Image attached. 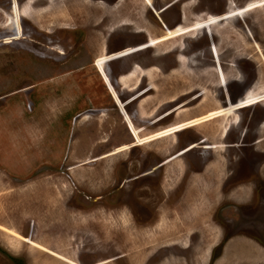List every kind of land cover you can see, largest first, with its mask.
<instances>
[{
  "label": "rangeland",
  "instance_id": "1",
  "mask_svg": "<svg viewBox=\"0 0 264 264\" xmlns=\"http://www.w3.org/2000/svg\"><path fill=\"white\" fill-rule=\"evenodd\" d=\"M36 1L33 10L47 6L52 14L78 6L83 13L78 21L53 26L50 31L23 19V37L14 42H3L1 34L6 29L0 27V264H145L144 254L154 251L155 256L163 257L161 264H208L212 248L226 237L222 227L236 231L235 237H230L221 254L209 260L210 264L214 258L213 264L218 260L221 264H263L264 88L255 95L247 94L252 103L258 96V104L235 111L240 120L238 126L225 130L223 125L230 118L236 119L233 111H228L234 106L224 105L242 98L257 75L254 86L258 85L260 74L264 75V0H148L154 11L141 0H135L133 5L132 0H119L116 6H111L109 0H102L103 4H98V0ZM170 2L174 3L163 10ZM229 2L239 7L249 2L245 8L249 12L229 23H219L213 34L208 28L196 32L197 23L204 20L201 18L223 13ZM7 5L8 0H0L4 12ZM179 14L181 22L177 21ZM2 20L0 13V24ZM178 25L189 27L164 34L165 29ZM110 26H114L112 32L108 30ZM141 28L148 29L151 36ZM145 39H149L152 48L136 50L142 48L138 45ZM93 42L96 45L92 46ZM213 42L224 71L219 76L208 52ZM181 44V49L176 47ZM125 48L128 49L120 51ZM128 50L133 52L124 55ZM102 53L119 57L105 63L106 73L135 129H143L142 135L216 108L219 112L220 108L224 110L222 118L227 120L211 119L158 142L85 162L109 152L117 142L111 135L125 126L119 106L116 104L117 111L112 105L111 94L94 66L95 58ZM179 53L189 61L172 73L178 66L174 58ZM132 64L140 71L153 68L151 76H136L126 86H118L115 78L125 74ZM229 72L227 86L220 88L217 78ZM242 77L245 83L239 87L236 81ZM261 80L264 82V77ZM135 84L139 87L135 88ZM201 89L205 90L204 97ZM141 94L145 99L140 104ZM178 105V110L184 112L176 115V110L156 121L157 116ZM103 111L107 114L103 131L112 134L101 147L93 144V137L92 144L86 143L83 136L98 127V115ZM115 119L111 125L110 120ZM71 131L74 135L69 138ZM202 138L207 139L202 142ZM258 139L261 140L256 142ZM79 140L80 146L74 144ZM132 140L130 134L122 142L130 144ZM192 144L196 146L159 167L178 156L175 152ZM210 144L214 148H202ZM39 190L48 191L47 201L30 200V194ZM28 207L41 210L42 216H26L23 212ZM48 215H55V223ZM102 217L108 223L104 227ZM121 217H128L125 225L129 226L122 228ZM239 226L242 229L236 228ZM140 231L152 237H144ZM239 233L247 238L235 239ZM39 236L54 242L42 241ZM250 238L260 243L249 242ZM148 246L150 250L144 253ZM55 250L72 254L64 257ZM126 250L130 252L129 262L124 257L118 261L111 258Z\"/></svg>",
  "mask_w": 264,
  "mask_h": 264
},
{
  "label": "bare ground",
  "instance_id": "2",
  "mask_svg": "<svg viewBox=\"0 0 264 264\" xmlns=\"http://www.w3.org/2000/svg\"><path fill=\"white\" fill-rule=\"evenodd\" d=\"M49 2H50V0H48ZM68 1V0H67ZM81 1V0H80ZM86 1V0H85ZM89 1V0H88ZM139 1V0H138ZM36 2H39V3H41V1H36ZM47 2V1H46ZM105 2V1H104ZM135 2V0H132V5H133V3ZM141 2H143V4L144 5H147L148 4V0H141ZM35 3V0H23L22 1V3L20 4L19 3V0H8V5H7V12H4L1 8H0V13H1V15H2V18H4V20H2V22H1V24H0V27L2 26V28L3 29H6V33H3V34H1L3 37V42H5V43H8V42H11V41H13V40H16V39H18V38H22L23 36V25H22V23H23V19L24 20H31L32 22H35V23H37V25L40 27V28H43V29H47V30H52V27L53 26H56V25H64V24H68V23H72V22H76V21H78L77 19L78 18H80V14L81 13H83L82 12V10H81V7H78V6H73V7H70L68 10H67V12H61V11H55V12H53L52 14H49L48 13V10L46 9V7L47 6H44V7H39V8H37V10H33V5H35L34 4ZM38 3V4H39ZM44 3V2H43ZM71 3V2H70ZM96 3V2H95ZM249 3V2H248ZM7 4V3H6ZM56 4H57V2H56ZM56 4H55V6H56ZM86 4V3H85ZM98 4H101V2L99 3L98 2ZM102 4H103V2H102ZM5 5V4H4ZM41 5V4H40ZM35 6H37V5H35ZM69 6V5H68ZM109 7H111V6H107V9L109 8ZM141 7V6H140ZM140 7H139V9H140ZM247 7V6H246ZM57 8V7H56ZM99 8V7H98ZM91 9V8H90ZM110 9V8H109ZM139 9H138V11H139ZM87 10H89V9H87ZM92 10V9H91ZM100 10H101V8H100ZM103 10V9H102ZM97 11V10H96ZM87 12V11H86ZM99 12V11H98ZM109 12V11H108ZM107 12V13H108ZM93 13V12H92ZM94 13H95V11H94ZM101 13V12H100ZM110 13V12H109ZM88 14V13H87ZM96 14V13H95ZM94 15V14H93ZM99 15V14H98ZM105 17H107V15L105 16ZM90 18V17H89ZM26 22V21H25ZM140 23V22H139ZM203 24H209V23H207L206 21H205V19L204 20H201L200 22H198L197 23V26H196V28L195 29H197L196 30V32L201 28V26L203 25ZM141 25V24H140ZM87 26H89V25H87ZM86 26V27H87ZM85 27V26H84ZM84 27H82V28H84ZM93 27H95V26H93ZM187 27H189V26H187ZM186 26H179V27H177V28H175V29H173V30H167V32H173V34H175V30L176 29H182V28H184L183 30H186V28H187ZM215 27H217V26H215ZM30 28V27H29ZM80 28V27H79ZM89 28V27H88ZM87 28V29H88ZM90 28H92V27H90ZM212 28V27H211ZM58 29V28H57ZM74 29V28H73ZM96 29V28H95ZM98 29V28H97ZM36 30V29H35ZM34 30V31H35ZM64 30V29H63ZM69 30V29H68ZM72 30V29H71ZM99 30V29H98ZM141 30H143V32L145 31L148 35H150L151 36V33L149 32L148 33V29H146L145 30V28L143 29V28H141ZM84 31H86L87 32V30H85L84 29ZM88 31H89V29H88ZM36 32V31H35ZM40 32H42V31H40ZM85 32V33H86ZM102 32V31H101ZM211 32V31H210ZM37 33V32H36ZM54 33H55V31H54ZM30 34V33H29ZM59 34H61V33H59ZM31 35V34H30ZM88 35H89V33H88ZM103 35V34H102ZM41 36V35H40ZM57 36V35H56ZM104 36H105V34H104ZM168 36H170V34H168L167 35V37ZM36 37H37V35H36ZM39 37V36H38ZM48 37V36H47ZM51 37V36H50ZM58 37H59V35H58ZM93 38V37H92ZM96 38V37H95ZM166 37H163V39H165ZM50 39V38H49ZM98 39V38H97ZM19 41V40H18ZM18 41H16V42H18ZM44 41V40H43ZM14 42V41H13ZM19 42H21V41H19ZM37 42V41H36ZM52 42V41H51ZM65 42V41H64ZM103 42V41H102ZM101 42V43H102ZM23 43V42H22ZM91 43V42H90ZM95 42H93V45L92 46H94V45H96V44H94ZM34 44V43H33ZM37 44V43H36ZM40 44V43H39ZM43 44H45V42L43 43ZM172 44V43H171ZM3 45V44H2ZM27 45V44H26ZM48 46V45H47ZM56 46V45H55ZM177 46V45H176ZM178 46H180V45H178ZM255 46V45H254ZM11 47V46H10ZM45 47V46H44ZM51 47V46H50ZM86 47V46H85ZM88 47V46H87ZM90 47V46H89ZM94 47H92V49H93ZM257 48V47H256ZM55 49H56V47H55ZM97 49V48H96ZM219 49V48H218ZM41 50V49H40ZM89 50H90V48H89ZM44 51V50H43ZM42 51V52H43ZM47 51V50H46ZM45 51V52H46ZM57 51V50H56ZM63 51V50H62ZM92 51V50H91ZM90 51V52H91ZM94 51V50H93ZM103 51V50H102ZM133 52L132 50H128V51H126V52H124V54L125 53H128V52ZM258 51V50H257ZM18 52V51H17ZM52 52V51H51ZM2 53V52H1ZM48 53H49V51H48ZM56 53V52H55ZM92 53V52H91ZM98 53V52H97ZM96 53V54H97ZM93 54V53H92ZM96 54H95V56H96ZM61 55V54H60ZM63 55V54H62ZM52 56V55H51ZM59 56V55H58ZM49 57V56H48ZM53 57H55V55H53ZM116 57V56H115ZM44 58V57H43ZM94 58V57H93ZM111 58H114L113 56H109V55H104L103 53L102 54H100L99 56H97L96 58H95V60H94V66H95V68H96V70L98 71V73L100 74V76L102 77V79L104 80V83H105V86H106V88H107V92L109 93V94H111L110 96L113 98V100L115 101V103L119 106V108H120V110H121V113H122V117H123V122L125 123V126H126V128L128 129V131L130 132V134H131V136L133 137V140H132V142L130 143V144H119V146L118 147H115L113 150H111V151H109V152H107V153H105V154H102V155H100L99 157H95V158H91V159H86V161L85 162H91V161H94V160H97V159H101V158H104V157H107V156H109V155H111V154H115V153H120V152H122V151H126L127 149H129L130 147H132V146H142V145H146V144H149L150 142H153V141H155V140H157V142H158V140H160V139H163V138H166V137H169V136H172L173 134H174V132H176V131H178V130H181L182 128H190V127H200L201 125H203L205 122H207L208 120L210 121L211 119H215V118H220V119H222L221 121H225V120H227L225 117L224 118H222V116H223V114H225L224 113V110L223 109H221L220 108V112H219V110H218V108H216L214 111H211V112H209V110L208 111H206L204 114L205 115H201V116H196V117H194V118H190V119H185V120H181V121H176V122H174V123H172L171 125H169V126H167V127H165V128H163V129H160V130H157L156 132H154V133H149V134H146V135H142L141 134V131H142V128L140 129V130H136L135 129V126H134V124H133V122H132V120H131V118H130V116L124 111V109H123V106H122V104L120 103V100H119V98H118V94H117V92L115 91V88L112 86V83H111V79H109L108 78V75H107V73H106V70H105V63L109 60V59H111ZM45 59V58H44ZM115 59V58H114ZM41 60H43V59H41ZM48 60V59H47ZM52 61V60H51ZM60 62V61H59ZM49 63V62H48ZM58 63V62H57ZM47 64V63H46ZM62 65V64H61ZM184 65H186V62H185V58L183 57V56H181V55H179V59H178V66L174 69V70H172V73H174V72H176V71H180L181 70V67H183ZM187 69V68H186ZM207 70V69H206ZM209 70V69H208ZM152 71H153V68H149L148 70H146V71H140L136 66H133V69L130 71V72H127V74H121V76H119V83H120V85H122V86H126L127 84H128V82L130 81V79L131 78H133V77H136L137 76V78H139V76H140V74H145V76H151V73H152ZM155 73H156V71H155ZM192 73V72H191ZM196 73V72H195ZM194 73V74H195ZM63 74V73H62ZM157 74H158V72H157ZM197 74V73H196ZM220 74L219 73H216V76H219ZM60 76V75H59ZM208 76V75H207ZM231 76V74H230V72L227 74V73H224V75H222L220 78H217V80H218V86L219 87H222V86H224V84L222 85V83H224L226 80H228V78ZM232 76H233V74H232ZM57 77V76H56ZM141 78H142V76H140ZM213 77V76H212ZM264 77V75L263 74H260V80H258V85H256V86H254V88L251 90V92H250V94L251 93H253V95H255L259 90H262L263 88H264V82H263V80H261L262 78ZM146 78V77H145ZM49 79V78H48ZM62 80V79H61ZM215 80V79H214ZM70 81H72V80H70ZM50 82V81H49ZM55 82V81H54ZM146 82V81H145ZM52 83V82H51ZM50 83V84H51ZM71 83V82H70ZM45 84V83H44ZM61 84H63V83H61ZM72 84V83H71ZM148 84V83H147ZM227 84V83H226ZM52 85V84H51ZM54 85V84H53ZM137 85L138 84H135V85H133V86H135V88L137 87ZM153 85V84H152ZM138 87H139V85H138ZM200 87H202V86H200ZM208 87V86H207ZM49 88V87H48ZM75 88V87H74ZM182 88V87H181ZM194 88V87H193ZM68 89V88H67ZM183 89V88H182ZM199 89V88H198ZM66 90V89H65ZM186 90H188V89H186ZM75 91V90H74ZM77 91H78V89H77ZM201 91H202V93H201V95H203L202 97H204L205 96V90L204 89H201ZM262 92H264V90H262ZM262 92H260V93H262ZM16 93H18V92H16ZM67 93V92H66ZM57 95V94H56ZM180 96V95H179ZM200 96V95H199ZM198 96V97H199ZM58 97V96H57ZM201 97V98H202ZM174 98V97H173ZM16 99V98H15ZM47 99V98H46ZM73 99V98H72ZM199 99H200V97H199ZM258 96H257V98H256V100H254V104L255 103H259L258 102ZM20 100V99H19ZM201 100V99H200ZM42 101V100H41ZM55 101H57V100H55ZM60 101V100H59ZM142 101V100H141ZM49 102V101H48ZM72 102V101H71ZM70 102V104H72ZM213 102V101H212ZM260 102H262V100L260 101ZM3 104V103H2ZM20 104V103H19ZM58 104V103H57ZM41 106V105H40ZM66 107V106H65ZM136 107V106H135ZM101 108V107H100ZM41 109V108H40ZM39 109V110H40ZM44 109V108H43ZM42 109V110H43ZM66 109V108H65ZM64 109V110H65ZM87 109V108H86ZM141 109V108H140ZM230 109H232V108H230ZM69 110V109H68ZM158 110V109H157ZM45 111V110H44ZM176 111V110H175ZM140 112H142V109L140 110ZM182 112H184L183 110H178V112H177V115H179V113H182ZM234 112V111H233ZM33 113H34V111H33ZM146 113V112H145ZM37 114V113H36ZM41 114V113H40ZM140 115V114H139ZM25 116V115H24ZM23 115H22V117H24ZM93 116V115H92ZM19 117V116H18ZM21 117V116H20ZM21 117V118H22ZM29 117V116H28ZM28 117H26V119L28 118ZM67 117V116H66ZM121 117V118H122ZM132 117V116H131ZM149 117V116H148ZM20 119V118H19ZM29 119V118H28ZM39 119V118H38ZM57 119V118H56ZM15 120H17V119H15ZM103 120H105L104 118H103ZM180 120V119H179ZM230 120H234V118H230ZM32 121H34V120H32ZM106 121V120H105ZM91 122V121H90ZM102 122V121H101ZM104 122V121H103ZM149 122V121H148ZM238 123V122H237ZM27 124V123H26ZM35 125V124H34ZM83 125V124H82ZM82 125H80L81 127H82ZM91 125V124H90ZM93 126V125H92ZM50 127V126H49ZM48 127V128H49ZM91 127V126H90ZM30 127H28V129H29ZM101 128V127H100ZM223 128H225L224 127V125H223ZM38 129V128H37ZM79 129V128H78ZM77 129V130H78ZM95 129V128H94ZM261 129V128H260ZM260 129H259V131H260ZM32 130V129H31ZM48 130V129H47ZM28 131V130H27ZM38 131V130H37ZM102 131V130H101ZM98 133H100V132H98ZM97 133V134H98ZM107 133V132H106ZM212 133L213 134H215V130H212ZM102 136V135H101ZM264 140V139H263ZM156 142V141H155ZM166 142V141H165ZM92 144V143H91ZM221 144V143H220ZM218 146V144L215 146V148ZM222 146V145H221ZM74 149V148H73ZM219 149V148H218ZM89 151V150H88ZM75 154V153H74ZM87 154V153H86ZM75 156V155H74ZM78 156V155H77ZM89 156V155H88ZM79 157V156H78ZM82 158V157H81ZM110 158V157H109ZM72 159H74V158H72ZM112 159V158H111ZM169 159V158H168ZM167 159V160H168ZM170 161V160H169ZM169 161H167L166 163H168ZM74 163V162H73ZM84 163V162H83ZM174 163V162H173ZM72 168V167H71ZM104 171V170H103ZM102 171V172H103ZM217 171V170H216ZM214 172V171H213ZM48 177V176H47ZM65 180V179H64ZM67 180H69V179H67ZM65 183V182H64ZM70 184V183H69ZM68 185V184H67ZM71 186V185H70ZM38 187H39V185H38ZM43 189H44V187H42ZM108 189V188H107ZM40 192L39 193H37V192H33L32 194H30L31 196L33 195L34 196V199H35V197L37 198V199H39V198H44L45 200H46V197H49V195H47V192L48 191H46V190H39ZM66 192H67V190H66ZM65 192V193H66ZM190 192V191H189ZM24 193V192H23ZM26 193V192H25ZM29 193V192H28ZM26 195V194H25ZM28 195V194H27ZM47 195V196H46ZM26 198H27V196H26ZM25 198V199H26ZM30 199H31V197H30ZM36 199V200H37ZM43 200V199H42ZM38 201V200H37ZM40 201V200H39ZM54 201H56L55 199H54ZM39 203V202H38ZM8 204V203H7ZM55 206V205H54ZM54 206L52 207V208H54ZM50 207V206H49ZM122 210V209H121ZM35 211H37V210H35ZM35 211H34V214H35ZM59 211V210H58ZM104 211V210H103ZM2 212V211H1ZM38 212V211H37ZM40 212V211H39ZM57 212V211H56ZM55 212V213H56ZM100 212V211H99ZM120 212V211H119ZM59 213V212H58ZM58 213H57V215H58ZM101 213V212H100ZM105 213V212H104ZM118 213V212H117ZM125 213V212H124ZM30 214V213H29ZM40 214V213H39ZM39 214H38V216H39ZM49 214H51V213H49ZM103 214V213H102ZM101 214V215H102ZM116 214V213H115ZM41 216H42V213L40 214ZM44 215V214H43ZM73 216H74V214H72ZM83 215H85V214H83ZM83 215H81V216H83ZM127 215V214H126ZM36 216V215H35ZM49 216V215H48ZM54 216L55 215H50L49 217H51L52 219L54 218ZM78 216V215H77ZM111 216V215H110ZM113 216H115V215H113ZM124 216V215H123ZM48 217V218H49ZM57 217V216H56ZM75 217V216H74ZM86 217H88L87 215H86ZM164 217V216H163ZM46 218V217H45ZM81 218V217H80ZM79 218V219H80ZM112 218V217H111ZM124 218V219H123ZM128 218V217H127ZM126 217H121V222L122 223H124L123 225H122V228H124L125 226H129L128 224L127 225H125L126 223V219H127ZM50 219V218H49ZM51 219V220H52ZM55 219V218H54ZM53 219V221H54V223H55V220ZM57 219V218H56ZM59 219V218H58ZM67 219V218H66ZM46 220H48L47 218H46ZM48 221V223L49 222H52V221ZM85 220V219H84ZM103 220V223H104V225H102L103 227L105 226V224L106 225H108V223L105 221V219H104V217H102V219H101V221ZM117 220H119V219H117ZM41 221V220H40ZM39 221V223H44V222H40ZM86 221V220H85ZM128 221H130V220H128ZM68 223H70L69 221H67ZM119 222V221H118ZM46 224V223H45ZM85 224V223H84ZM88 224H89V222H88ZM140 224V223H139ZM40 225V224H39ZM38 225V226H39ZM72 225V224H71ZM93 225V224H92ZM83 226V225H82ZM101 226V225H100ZM99 226V227H100ZM159 227H161V224L159 223V225H158ZM4 227V226H3ZM40 227V226H39ZM102 227V228H103ZM101 228V229H102ZM96 229V228H95ZM106 229V228H105ZM9 231H10V233L11 232H13L14 233V231L13 230H11V229H8ZM124 230V229H123ZM149 230V229H148ZM176 231V230H175ZM112 232V231H111ZM129 232V231H128ZM104 233H105V231H104ZM149 233V232H148ZM130 234V233H129ZM128 234V235H129ZM107 235V234H106ZM127 235V236H128ZM141 235H147L149 238L150 237H152L150 234H147L146 232H144V233H141ZM110 237L111 235L109 234V235H107L106 237ZM119 236V235H118ZM123 236H125V235H123ZM146 236V237H147ZM105 236H104V238H106ZM108 237V238H109ZM113 237H114V235H113ZM126 237V236H125ZM181 237V236H180ZM55 238V237H54ZM103 238V239H104ZM118 238V237H117ZM120 238H121V236H120ZM119 238V239H120ZM126 238H128V237H126ZM126 238H125V240H126ZM129 238H130V236H129ZM128 238V239H129ZM165 239H166V237H164ZM102 239V240H103ZM107 239V238H106ZM130 239H132V238H130ZM129 239V240H130ZM165 239H164V241H165ZM43 240V239H42ZM56 240V239H55ZM58 240V239H57ZM50 241V238L49 239H47V242H49ZM120 241V240H119ZM54 241L52 240L50 243H53ZM121 242V241H120ZM123 242V241H122ZM49 243V244H50ZM125 244H127L126 243V241L124 242ZM130 242L128 241V244H129ZM121 244H123V243H121ZM45 245V244H44ZM63 245V244H62ZM129 245H131V244H129ZM128 245V246H129ZM145 246V245H144ZM42 247L44 248V246L42 245ZM62 247V246H61ZM45 248H48V247H45ZM52 249V248H51ZM55 251H57V250H55ZM59 251H61V250H59ZM59 251H57L60 255H63L64 257H71L70 255L72 254V253H69L70 255H67L68 254V252L69 251H67V253H65V252H63V251H61V252H59ZM53 252V251H52ZM57 254V253H56ZM59 255V256H60ZM62 257V256H61ZM63 257V258H64ZM131 258V257H130ZM68 259H70V258H68ZM71 259H73V258H71ZM73 261V260H72ZM131 262H132V260H130ZM76 262V261H75Z\"/></svg>",
  "mask_w": 264,
  "mask_h": 264
},
{
  "label": "flooded vegetation",
  "instance_id": "3",
  "mask_svg": "<svg viewBox=\"0 0 264 264\" xmlns=\"http://www.w3.org/2000/svg\"><path fill=\"white\" fill-rule=\"evenodd\" d=\"M110 1V3L112 4L111 6H116L117 5V3L119 2V0H109ZM97 2H103L102 0H98ZM174 2H170L169 3V5L168 6H165L164 8H163V10L164 9H166V8H168L169 6H171L172 4H173ZM247 4H248V2L244 5V6H242V7H239V6H236V5H234V4H232V3H228V6H227V9H225V11L223 12V13H220V14H209V15H205V17L204 18H201V17H197V18H201V19H209L210 20V22H209V24H203L202 25V27L199 29V30H205V28H208V31H209V33H211V34H213V32H215V29H216V27L215 26H217L219 23H222V22H225V24L226 23H229V21L232 19V18H240L241 16H244L245 14H247L249 11H246L245 10V8H246V6H247ZM131 7V6H130ZM146 7L147 8H149V9H151V10H153L154 11V9H153V5H152V1H150L147 5H146ZM178 11H180L179 9H178ZM197 20V19H196ZM177 21L178 22H181L182 21V16L179 14L178 15V19H177ZM208 23V22H207ZM179 26H181V25H178L177 27H179ZM204 26V27H203ZM112 27H114V26H110L109 27V31L110 32H112L113 31V28ZM116 27H118V26H116ZM177 27H175V28H177ZM212 27V28H211ZM218 27V26H217ZM175 28H173V29H175ZM173 29H167V30H173ZM167 30L165 29V32H164V34L167 32ZM213 30V31H212ZM131 31V30H130ZM211 31V32H210ZM133 32V31H132ZM140 32V31H139ZM144 34H146L148 37H149V35L146 33V32H143ZM248 34V33H247ZM250 37V36H249ZM147 39H145L144 41H146ZM148 41H149V39L146 41V42H144V43H142V44H139L138 46H141V45H143L142 46V48H139V47H137L136 48V50H143L144 48H152L151 46H149L148 45ZM147 43V44H146ZM253 44L254 45H256L254 42H253ZM211 45V47L209 48V46H208V52H210V55H211V60H213V69L215 70V72L216 73H219V72H222L223 71V69L221 68V64H220V54H219V52L217 51V44L216 43H211L210 44ZM182 46V44L180 45V46H176V47H181ZM128 48H131V47H128ZM128 48H125V49H122V50H120V51H123V50H126V49H128ZM181 49V48H180ZM136 50H134V52L136 51ZM120 51H118V52H120ZM169 51H171V50H169ZM178 52V51H177ZM114 53H116V52H114ZM114 53H112V54H110L109 56H112ZM129 54L131 53V52H128ZM125 54H127V53H125ZM179 55H181V56H183L184 58H185V62H186V64L188 63V61H189V58H187L186 56H184V55H182L181 53H179L178 54V58L176 57L177 55H175V58H174V61H175V63L177 64V61H178V59H179ZM115 59H117V58H119V57H114ZM112 60H113V58H111ZM110 60V59H109ZM218 62V63H217ZM230 64V63H229ZM231 66H234V64L233 63H231L230 64ZM96 69V68H95ZM97 71V70H96ZM98 72V71H97ZM224 72V71H223ZM100 75V74H99ZM259 75V74H258ZM258 75H257V77L255 78V80L252 82L253 84H252V86H250L249 88H248V90H246L243 94H242V98H240L239 100H237L236 102H229L228 104H225L224 106H229V105H232V106H234V108H232V109H229L228 111H234L233 112V114H234V117H236V119H234V120H230V119H228V121L226 122V126H225V130H229V129H227V127L229 128V126H231V125H236V126H238L239 125V116H236L237 114H236V110L237 109H241V108H245V107H250V106H253V105H256V104H258V103H252L253 101H249L248 100V98H249V95H247L248 93H250L251 92V90L253 89V87H254V85L256 84V80H257V78H258ZM101 77V76H100ZM101 79H102V77H101ZM230 79V77L228 78V80ZM228 80H226L223 84H224V86H222V87H220V88H223V87H226L227 86V82H228ZM102 81H103V83H104V80L102 79ZM236 83H237V86H239V85H242L243 83H245V81H244V79H243V77H242V79L241 80H237L236 81ZM105 84V83H104ZM218 85V84H217ZM240 87V86H239ZM131 100V99H130ZM115 102V101H114ZM122 103V102H121ZM123 104V103H122ZM178 109H180V105H178L177 107H175V108H173L172 110H170V111H167L166 113H163V114H161V115H159V116H157V119H156V121H159V120H161V119H163V118H165L169 113H171V112H174L175 110H178ZM176 115H177V112H176ZM175 118H177V117H175ZM190 118H192V117H190ZM190 118H188V119H190ZM176 121H178V120H176ZM176 121H174V122H176ZM209 121V120H208ZM173 122V123H174ZM238 122V123H237ZM172 123H170V124H168V125H165L164 127H167V126H169V125H171ZM261 125H262V122L260 123V125H258V128H257V131H259V129L261 128ZM186 129H189V128H182L181 130H178V131H176L175 133H177V132H181V131H183V130H186ZM225 132V131H224ZM224 136L226 137L227 136V133H224ZM223 137V136H222ZM224 138V137H223ZM206 139L207 138H202V142H205L206 141ZM261 139H258L256 142H259ZM230 145H233V144H230ZM196 145L195 144H192V145H190L189 147H187L186 149H184V150H182V149H180L179 151H177V152H175V154H178V156L179 155H182L183 153H185V152H187V151H189L190 149H192L193 147H195ZM222 146H227V145H223L222 144ZM202 148H209V149H212V148H214V145L213 144H210V145H204V146H202ZM174 157H172L171 159H173ZM162 164H166V162L164 161V162H162ZM252 196H253V193H252ZM259 202V201H258ZM163 211V210H162ZM241 214V213H240ZM249 214H250V212H249ZM32 224H34V223H32ZM189 227V226H188ZM188 227L186 226V229H188ZM237 229L238 228H241L240 226L239 227H236ZM133 230H132V232H135V230H134V228H132ZM222 229H223V234H225V236L226 237H223V239L218 243V244H216L213 248H212V250H211V252H210V256H209V260L210 259H212V257L213 256H219L218 254H221V252L223 251V248L225 247V246H223L226 242H228L231 238L230 237H235L234 236V234L233 233H235L236 231H234L233 233L231 232V231H229V228H223L222 227ZM242 229V228H241ZM224 230H225V233H224ZM243 231H245L244 229H243ZM139 232V231H138ZM140 233H144V231H140ZM147 235H144V237H146ZM237 237L235 238V239H237V238H247V237H245V235H242V233L240 234H238V235H236ZM242 236V237H241ZM148 237V236H147ZM234 239V238H233ZM248 240H250L249 242H257V243H260L259 242V240L258 239H248ZM114 245H115V243H113ZM121 245V244H120ZM174 245H176V244H174ZM138 246V245H137ZM149 247V246H148ZM188 247V246H187ZM127 249V248H126ZM261 249H263V248H261ZM150 250V247L149 248H147L146 250H145V252L144 253H146L147 251H149ZM216 250V252L214 253V251ZM156 251H154L151 255H149V254H144V257H142V258H146V263L145 264H149V260H153L152 261V263L153 264H161L162 262H163V257H159V256H155L156 254H157V252L155 253ZM130 252L129 251H127L126 250V253L125 254H117L116 256H114V257H111L113 260H116V261H118L120 258L121 259H123V257H124V259H125V261L126 262H129V259H128V254H129ZM212 253V254H211ZM245 253V252H244ZM151 258H153V259H151ZM218 258V257H217ZM109 260H111V259H109ZM208 260V264H210V261ZM216 259L214 258L213 259V261H212V264H213V262L215 261ZM132 261H133V259H132ZM98 262V261H97ZM96 262H94V263H92V264H95ZM263 264H264V261H263Z\"/></svg>",
  "mask_w": 264,
  "mask_h": 264
},
{
  "label": "crops",
  "instance_id": "4",
  "mask_svg": "<svg viewBox=\"0 0 264 264\" xmlns=\"http://www.w3.org/2000/svg\"><path fill=\"white\" fill-rule=\"evenodd\" d=\"M135 64H132V66L130 67V69H128L127 70V72H130L132 69H133V66H134ZM106 70V69H105ZM142 70V69H141ZM146 70H148V69H143L142 71L144 72V71H146ZM127 72L125 73V74H127ZM119 76H121V75H119ZM119 76H117L116 78H115V82L117 83V85L118 86H121L120 85V83H119ZM140 76H142V77H145V74H140ZM108 78H109V76H108ZM140 79H141V77H140ZM104 84V83H103ZM105 85V84H104ZM106 87V86H105ZM122 87V86H121ZM124 88V87H123ZM107 89V88H106ZM101 93V92H100ZM143 94V93H142ZM142 94L138 97V102L141 104V100L143 101L145 98H142L141 96H142ZM102 95V94H101ZM110 99H111V102H112V105H114L115 106V108L117 109V111H118V108H117V106H116V103L112 100V98L110 97ZM137 112H138V114H139V111H138V109H137ZM104 113V111H103V113H99V115H98V122H97V125H98V127H95V129L94 130H92L91 132H89V134L88 133H86L83 137L86 139V143H91L90 142V140H92V137H93V144L96 146V145H98V146H103V144L104 143H106V140L107 139H105L108 135H111L112 133H106V132H104L103 131V129H104V127H106L103 123V121H105L107 118H106V115L107 114H105ZM103 115H104V117H103ZM103 118L105 119V120H103ZM112 120V119H111ZM110 120V124L111 125H113V123L116 121V119L114 120V121H111ZM102 121V122H101ZM106 122V121H105ZM108 123V122H107ZM109 124V125H110ZM123 127L121 128H118V129H116V131L117 132H115L114 133V135H111V136H113V137H111V138H114V140L115 141H117V142H115V144H112L111 145V147L108 149V151H111V150H113L115 147H118L119 146V144L121 145V144H123V142H122V140H123V138L125 137V135H130V132L128 131V129L126 128V126H124V125H122ZM101 127V128H100ZM97 130L100 132V133H98L97 132ZM102 130V131H101ZM143 130V129H142ZM70 132V131H69ZM119 132V133H118ZM98 133V134H97ZM73 132L71 131V133H69V138L70 137H73ZM102 135V136H101ZM91 136V138H89ZM76 139V138H75ZM74 139V140H75ZM73 139L71 138L70 139V142L68 143V147L69 148H71V144L73 143V141H72ZM81 140H79L78 142H75L74 141V144L76 143L77 144V146H80V144H79V142H80ZM104 145H106V144H104ZM78 148V147H77ZM78 151V150H77ZM179 156H181V155H179ZM179 156H176V157H174L173 159H171L170 161H172V160H174V159H177ZM169 161V162H170ZM164 164H161V165H159V167H161V166H163ZM48 195V194H47ZM32 199H30V200H33L34 199V196L32 195V197H31ZM48 198L49 197H46V200L42 197V198H39V199H37L36 197H35V201L37 202V200L39 201H42V199L43 200H45V201H47L48 200ZM37 199V200H36ZM29 200V201H30ZM17 202H14V204H16ZM19 204V203H18ZM35 210H37V211H35ZM20 210H18V212H19ZM34 211H35V214H34ZM41 212V210H39V209H34L33 207H28V211H24L23 213L26 215V216H29V217H31V216H33V215H38L40 212ZM30 213V214H29ZM20 215H22V213L21 212H19V216ZM40 215V214H39ZM39 238L40 239H43L42 241H47V237H42V236H39ZM51 240H53V239H50V241ZM221 261L220 260H218V262H217V264H221L220 263Z\"/></svg>",
  "mask_w": 264,
  "mask_h": 264
},
{
  "label": "water",
  "instance_id": "5",
  "mask_svg": "<svg viewBox=\"0 0 264 264\" xmlns=\"http://www.w3.org/2000/svg\"><path fill=\"white\" fill-rule=\"evenodd\" d=\"M147 44V43H146ZM137 47V46H136ZM129 54V53H128ZM128 54H124V55H128ZM124 55H122V56H124ZM106 65V64H105Z\"/></svg>",
  "mask_w": 264,
  "mask_h": 264
}]
</instances>
